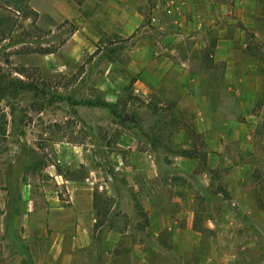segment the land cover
<instances>
[{
  "label": "crops",
  "instance_id": "1",
  "mask_svg": "<svg viewBox=\"0 0 264 264\" xmlns=\"http://www.w3.org/2000/svg\"><path fill=\"white\" fill-rule=\"evenodd\" d=\"M175 1L180 25L163 0H31L41 14L78 19L89 38L144 25L126 50L141 58L127 66L140 98L127 106L154 123L140 138L125 130L127 157L112 161L123 187L110 185L109 209L93 207V187L79 194L92 206L76 210L49 193L42 208L31 192L6 208L1 194L0 264H261L264 2ZM100 88L117 102L118 87Z\"/></svg>",
  "mask_w": 264,
  "mask_h": 264
},
{
  "label": "rangeland",
  "instance_id": "2",
  "mask_svg": "<svg viewBox=\"0 0 264 264\" xmlns=\"http://www.w3.org/2000/svg\"><path fill=\"white\" fill-rule=\"evenodd\" d=\"M87 10L83 18L91 17ZM79 28L78 19L41 14L31 0H0V195L6 208L30 192L40 197L35 203L42 208L50 203L47 193L70 210L90 207L89 197L79 194L81 187H93V207L109 209L110 185L123 187L112 161L117 154L127 157L125 130L140 138L142 125L153 127V120L148 125L127 106L140 101L131 93L135 74L127 66L141 58L126 50L140 43L144 25L130 37L99 39L85 37ZM106 83L118 87L117 102L104 100L107 89L100 86ZM95 193L101 194L98 201ZM253 235L264 264V225Z\"/></svg>",
  "mask_w": 264,
  "mask_h": 264
},
{
  "label": "built area",
  "instance_id": "3",
  "mask_svg": "<svg viewBox=\"0 0 264 264\" xmlns=\"http://www.w3.org/2000/svg\"><path fill=\"white\" fill-rule=\"evenodd\" d=\"M163 8L166 15L172 18V21L175 25H180V20L178 15L180 14V6L175 0H163ZM200 28L202 27V23H199ZM61 177V175H59ZM235 206V204H233Z\"/></svg>",
  "mask_w": 264,
  "mask_h": 264
},
{
  "label": "trees",
  "instance_id": "4",
  "mask_svg": "<svg viewBox=\"0 0 264 264\" xmlns=\"http://www.w3.org/2000/svg\"><path fill=\"white\" fill-rule=\"evenodd\" d=\"M28 86H29V85H27V86L22 85V88H28ZM89 104H93V102L89 101ZM102 104L107 106L106 103H102ZM185 154H188V155H189V153H187V152H185ZM95 199L97 200V195H96V193H95ZM96 200H95V201H96ZM95 205H96V202H95Z\"/></svg>",
  "mask_w": 264,
  "mask_h": 264
}]
</instances>
